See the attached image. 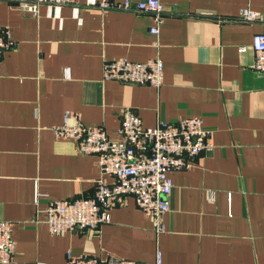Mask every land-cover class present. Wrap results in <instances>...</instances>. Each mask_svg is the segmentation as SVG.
I'll return each instance as SVG.
<instances>
[{
    "label": "crops",
    "instance_id": "0c3cea01",
    "mask_svg": "<svg viewBox=\"0 0 264 264\" xmlns=\"http://www.w3.org/2000/svg\"><path fill=\"white\" fill-rule=\"evenodd\" d=\"M158 1L164 16L154 36L146 14L41 6L32 17L0 0V26L14 43L0 59V221L12 224L9 264L105 252L151 264L157 248L162 264H264V76L252 68L251 47L264 27L234 21L247 7L264 14V0ZM155 58L164 65L159 89L102 79L104 62ZM127 108L147 127L199 117L211 133V152L170 173L165 232L157 237L127 196L97 233H49L48 203L89 198L99 178L97 157L78 154L51 128L73 112L117 141Z\"/></svg>",
    "mask_w": 264,
    "mask_h": 264
},
{
    "label": "built area",
    "instance_id": "2783aa9c",
    "mask_svg": "<svg viewBox=\"0 0 264 264\" xmlns=\"http://www.w3.org/2000/svg\"><path fill=\"white\" fill-rule=\"evenodd\" d=\"M7 1L16 4L21 12L32 17L37 16L41 6H76L101 12L146 14L152 18L153 27L149 33L154 36L159 34V25L164 16V8L158 0H84L81 6L75 0ZM234 21L256 23L264 27V14L247 7L239 11ZM13 44L9 30L0 26V59ZM251 47L254 55L252 68L264 76V30L253 36ZM63 73L69 78L68 69H64ZM102 79L159 89L164 81V65L160 58L143 63L127 59L104 62ZM70 120L72 124H69ZM51 131L57 139L73 141L78 154L95 155L99 170V178L91 197L48 203L43 222L53 235L75 231L97 233L99 226L110 222V212L124 197L130 196L151 220L153 232L158 237L166 230L163 219L169 210V196L173 189L170 173L187 169L197 156L213 150L211 133L203 127L199 117H185L176 123L162 121L147 127L128 108L121 112L117 141L110 140L102 127L86 126L80 115L73 112L64 113L61 124L53 126ZM105 177H111L112 182L104 180ZM38 196L35 191V201ZM11 227L10 222L0 221V264L13 261L15 244L11 238ZM162 262V251L157 248L151 264ZM65 264L148 263L116 258L105 252L104 258L67 253Z\"/></svg>",
    "mask_w": 264,
    "mask_h": 264
}]
</instances>
